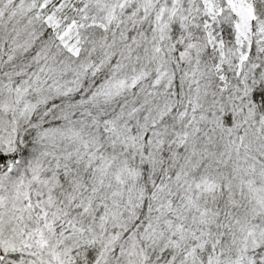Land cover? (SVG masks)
Returning <instances> with one entry per match:
<instances>
[{"label":"snow or ice","instance_id":"obj_1","mask_svg":"<svg viewBox=\"0 0 264 264\" xmlns=\"http://www.w3.org/2000/svg\"><path fill=\"white\" fill-rule=\"evenodd\" d=\"M0 264H264V0H0Z\"/></svg>","mask_w":264,"mask_h":264}]
</instances>
